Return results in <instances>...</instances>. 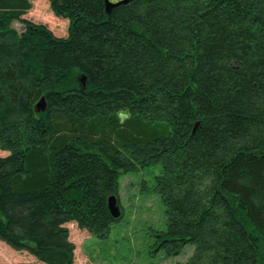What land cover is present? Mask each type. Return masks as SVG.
<instances>
[{
    "label": "trees",
    "instance_id": "16d2710c",
    "mask_svg": "<svg viewBox=\"0 0 264 264\" xmlns=\"http://www.w3.org/2000/svg\"><path fill=\"white\" fill-rule=\"evenodd\" d=\"M31 1L0 0V242L73 264L66 225L103 239L119 175L160 165L165 257L264 264V0H48L66 37Z\"/></svg>",
    "mask_w": 264,
    "mask_h": 264
},
{
    "label": "rangeland",
    "instance_id": "374dc122",
    "mask_svg": "<svg viewBox=\"0 0 264 264\" xmlns=\"http://www.w3.org/2000/svg\"><path fill=\"white\" fill-rule=\"evenodd\" d=\"M22 19L42 25L56 37H66L68 21L56 17L48 0H32L31 9ZM12 28L20 33L22 24L14 22ZM7 152L0 151V157ZM160 165H153L119 175L118 203L121 218L112 224L103 239L91 236L75 224H67L68 239L74 245L73 264H184L193 253L187 245L180 255L165 257L157 247V233L166 230L164 207L154 189ZM0 264H39L27 253L16 252L0 242Z\"/></svg>",
    "mask_w": 264,
    "mask_h": 264
},
{
    "label": "water",
    "instance_id": "95a60500",
    "mask_svg": "<svg viewBox=\"0 0 264 264\" xmlns=\"http://www.w3.org/2000/svg\"><path fill=\"white\" fill-rule=\"evenodd\" d=\"M128 0H119V2L117 4H124L126 3ZM105 2V12L106 14L110 13V10L112 9L113 4L109 3L108 0H104ZM83 80H81V82L83 83ZM46 109V103H45V99L41 98L34 106V112L35 113H40V112H44ZM107 208L109 211L110 216L114 219V220H118L119 218H121V209L119 207V203L118 200L115 196H111L108 198L107 200Z\"/></svg>",
    "mask_w": 264,
    "mask_h": 264
},
{
    "label": "crops",
    "instance_id": "0c3cea01",
    "mask_svg": "<svg viewBox=\"0 0 264 264\" xmlns=\"http://www.w3.org/2000/svg\"><path fill=\"white\" fill-rule=\"evenodd\" d=\"M39 264H41V263H39Z\"/></svg>",
    "mask_w": 264,
    "mask_h": 264
}]
</instances>
